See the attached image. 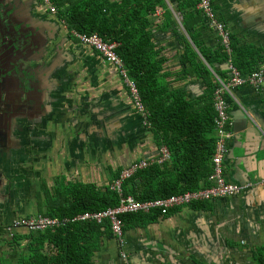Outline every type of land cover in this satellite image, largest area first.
<instances>
[{
	"label": "crops",
	"instance_id": "0c3cea01",
	"mask_svg": "<svg viewBox=\"0 0 264 264\" xmlns=\"http://www.w3.org/2000/svg\"><path fill=\"white\" fill-rule=\"evenodd\" d=\"M213 1L237 43L264 50V0ZM28 10L36 21L35 42L19 59L35 85L28 107L17 106L9 121L0 117V231L19 218L62 216L74 200L68 188L111 185L117 171L160 155L119 73L75 40L61 18L46 14L41 5ZM164 14L159 10L151 18L159 60H167L165 72L176 90L200 99L206 84L179 75L191 42L183 18L168 26ZM203 34L206 45L217 49L218 33ZM25 85L30 91L27 80ZM235 96L240 104L228 99V109L236 140L224 171L245 191L207 209H175L170 217L127 232L123 240L107 241L95 264H258V251H264V93L243 87ZM251 123L260 133L249 137L243 127ZM18 243L23 249L29 245Z\"/></svg>",
	"mask_w": 264,
	"mask_h": 264
},
{
	"label": "trees",
	"instance_id": "16d2710c",
	"mask_svg": "<svg viewBox=\"0 0 264 264\" xmlns=\"http://www.w3.org/2000/svg\"><path fill=\"white\" fill-rule=\"evenodd\" d=\"M51 1L57 8L58 17L71 32L97 34L106 42L119 45L118 54L126 64L130 77L138 83L144 104L150 112L151 133L159 148L167 147L172 154L171 162L141 171L127 181L124 195L146 203L210 188L219 143L215 104L220 87L218 79L225 84L230 83V65L244 77L264 69V50L240 45L233 35L232 54L228 53L220 38L217 49L208 47L203 30L214 29L200 9L201 0H171L175 13L168 10L167 0ZM159 10H165L164 20L168 26L178 21V16L183 18L182 23L191 42L187 43V55L182 61L184 70L179 75L198 78L206 84L207 92L200 99L190 100L183 91L176 90L170 81L172 77L165 72L167 60H159L161 53L156 51L150 31L151 18ZM230 122H233L232 119ZM233 129L234 125L231 131L235 139ZM125 170L114 174V183ZM114 183L102 188L83 184L68 188L67 193L70 190L74 199L70 210L62 216L49 215L48 218L73 219L117 208L121 199L112 190ZM213 203H198L177 209H207ZM175 211L171 209L167 216L161 211L124 216V232L146 228L170 217ZM113 239L116 238L109 221L102 224L80 222L46 232L17 235L12 240L17 248L23 249L18 243L23 240L29 245L23 249L26 254L22 252L15 264H95V255L101 251L102 245ZM256 261L264 264L263 250L258 251Z\"/></svg>",
	"mask_w": 264,
	"mask_h": 264
},
{
	"label": "built area",
	"instance_id": "2783aa9c",
	"mask_svg": "<svg viewBox=\"0 0 264 264\" xmlns=\"http://www.w3.org/2000/svg\"><path fill=\"white\" fill-rule=\"evenodd\" d=\"M43 5L49 10L51 14H57V8L51 0H41ZM200 9L207 16L213 29L218 33L219 38L222 39L223 45L232 54V33L228 31V27L220 19L216 11L213 0H201ZM180 17L178 16V19ZM180 22V20H179ZM182 24V22L180 23ZM72 36L81 45L93 50L97 53L100 59L115 69L123 78L124 83L129 92L132 105L143 119L146 129H152L150 122V112L144 104L138 83L130 77L129 70L123 59L118 54L119 45L106 42L97 34L82 35L77 32H72ZM231 81L225 84L220 79V87L216 92L215 104L216 112L218 114L217 127L219 133V143L217 147V154L214 159L215 171L210 178L212 186L210 188L200 190L198 192H188L180 196H175L169 200L157 202H138L132 197L124 195V185L127 181L133 179L139 172L147 170L153 166H162L172 160V154L167 147L160 149V155L147 161L139 162L127 168L121 174L120 178L115 181L112 190L116 192L120 199V206L111 208L100 213H87L77 216L73 219H51L48 217H26L15 220L12 225L6 230L13 238L17 233H38L46 232L48 230L59 229L65 225L75 224L80 222H96L102 224L104 221H109L111 224L112 233L115 234L116 239L123 240L125 238L124 221L122 218L127 215H135L139 213L151 214L156 211H161L164 216H167L171 209L179 207H186L198 203H210L218 200L232 199L241 195L245 190L243 187L230 183L224 171V164L229 156V145L234 139V134L231 131L233 124L230 122V115L228 109V99H232L235 103L240 104L235 96V91L243 87L254 88L258 93L264 92V69L256 72L248 77H244L242 73L233 65H230ZM261 92V93H262Z\"/></svg>",
	"mask_w": 264,
	"mask_h": 264
},
{
	"label": "flooded vegetation",
	"instance_id": "af4514ba",
	"mask_svg": "<svg viewBox=\"0 0 264 264\" xmlns=\"http://www.w3.org/2000/svg\"><path fill=\"white\" fill-rule=\"evenodd\" d=\"M39 5L48 14L49 10L43 5L41 0H0V28L2 30L5 29L7 24V26L11 25V27L17 29L20 24H23L26 31L25 34L33 38L32 28L36 26V21L28 9ZM49 14L58 18V14H51L50 12ZM16 56L15 49L11 50L7 43L0 44V71H3V74L0 75V117L8 121L14 115V109L17 106L26 108L30 105V93L34 92L33 88L35 85L34 81L28 77V87L31 90L27 89L25 85L26 78H22V72L26 70L25 60L19 59V56L15 59ZM14 67L17 68L15 69ZM2 124L7 123L4 122Z\"/></svg>",
	"mask_w": 264,
	"mask_h": 264
},
{
	"label": "water",
	"instance_id": "95a60500",
	"mask_svg": "<svg viewBox=\"0 0 264 264\" xmlns=\"http://www.w3.org/2000/svg\"><path fill=\"white\" fill-rule=\"evenodd\" d=\"M25 33L26 31L23 24H20L17 29H14V27H11V25L7 26V24L5 29L2 30L0 28V44L7 43L11 47V50L15 49L17 55L15 59H17L18 56H24L29 48L33 47L34 45L35 40L31 37H28ZM14 68L16 69L17 67ZM26 72H29V70H24L22 72V78L24 77L28 81V76L25 75ZM21 87L23 86L21 85ZM258 127L259 126L257 124L255 125L254 123H251L249 126L246 124V126L243 127V131L250 137L254 133H260V127ZM262 131L264 132V129Z\"/></svg>",
	"mask_w": 264,
	"mask_h": 264
},
{
	"label": "rangeland",
	"instance_id": "374dc122",
	"mask_svg": "<svg viewBox=\"0 0 264 264\" xmlns=\"http://www.w3.org/2000/svg\"><path fill=\"white\" fill-rule=\"evenodd\" d=\"M122 78V77H121ZM123 80V78H122ZM124 82V80H123ZM114 172V170H112ZM116 172V171H115ZM107 174V173H106ZM26 233V232H25ZM29 234V233H27ZM11 234L5 229L0 231V264H12L18 259L21 249L11 246ZM9 245V247L7 246ZM16 251V252H15ZM15 264V263H14Z\"/></svg>",
	"mask_w": 264,
	"mask_h": 264
}]
</instances>
